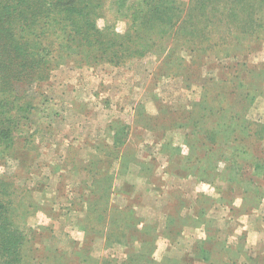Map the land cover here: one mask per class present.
<instances>
[{"label": "rangeland", "instance_id": "374dc122", "mask_svg": "<svg viewBox=\"0 0 264 264\" xmlns=\"http://www.w3.org/2000/svg\"><path fill=\"white\" fill-rule=\"evenodd\" d=\"M213 1L219 43L195 62L185 42L171 62L69 57L20 87L35 109L0 155V205L23 204L16 228L39 259L264 264V0Z\"/></svg>", "mask_w": 264, "mask_h": 264}, {"label": "trees", "instance_id": "16d2710c", "mask_svg": "<svg viewBox=\"0 0 264 264\" xmlns=\"http://www.w3.org/2000/svg\"><path fill=\"white\" fill-rule=\"evenodd\" d=\"M214 5L213 0H0V155L13 156L19 138L28 137L20 134L35 104L20 87L45 82L69 57L80 66L124 64L148 53H166L171 62L178 59L170 51L184 48L185 42L191 43L195 62L219 43L209 38L222 20L208 18ZM100 18L103 28L97 27ZM118 19L127 23L123 32L116 31ZM220 39L227 42L225 36ZM15 199L0 205V264H66L52 250L39 259L33 238L16 228L25 209ZM87 207L93 214L98 206Z\"/></svg>", "mask_w": 264, "mask_h": 264}, {"label": "clouds", "instance_id": "9594fccd", "mask_svg": "<svg viewBox=\"0 0 264 264\" xmlns=\"http://www.w3.org/2000/svg\"><path fill=\"white\" fill-rule=\"evenodd\" d=\"M103 26H104V20H103V19H99V20L97 21V27H98V28H103ZM122 30H123V24L121 23L120 25H118L116 31L120 32V31H122ZM187 153H188V149H187L186 146H184V147H183V153H182V154H183V155H187ZM221 167H223V165H221ZM205 188H206V186H205ZM235 203H236L237 205H239V204H240V200L237 199V200L235 201ZM201 235H203V233H201ZM162 248H163V245L161 244V247L157 250V253H155V257H156V259H158V260L161 258L160 255H159V253H160V251L162 250Z\"/></svg>", "mask_w": 264, "mask_h": 264}]
</instances>
